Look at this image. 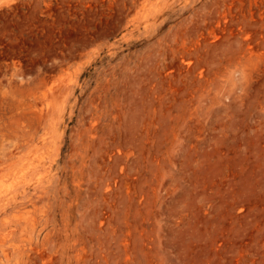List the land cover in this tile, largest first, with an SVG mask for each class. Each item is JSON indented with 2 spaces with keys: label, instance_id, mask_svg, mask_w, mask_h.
Segmentation results:
<instances>
[{
  "label": "rangeland",
  "instance_id": "1",
  "mask_svg": "<svg viewBox=\"0 0 264 264\" xmlns=\"http://www.w3.org/2000/svg\"><path fill=\"white\" fill-rule=\"evenodd\" d=\"M0 264H264V0H0Z\"/></svg>",
  "mask_w": 264,
  "mask_h": 264
}]
</instances>
